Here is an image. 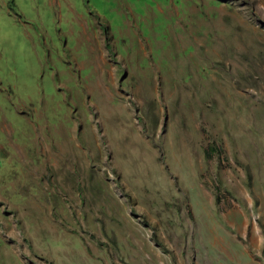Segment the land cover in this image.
<instances>
[{"label":"rangeland","instance_id":"374dc122","mask_svg":"<svg viewBox=\"0 0 264 264\" xmlns=\"http://www.w3.org/2000/svg\"><path fill=\"white\" fill-rule=\"evenodd\" d=\"M0 264H264V0H0Z\"/></svg>","mask_w":264,"mask_h":264},{"label":"trees","instance_id":"16d2710c","mask_svg":"<svg viewBox=\"0 0 264 264\" xmlns=\"http://www.w3.org/2000/svg\"><path fill=\"white\" fill-rule=\"evenodd\" d=\"M218 148H213V147H211V146H207V148H206V152H205V154L207 155V156H210L212 153H213V151L214 150H217Z\"/></svg>","mask_w":264,"mask_h":264}]
</instances>
